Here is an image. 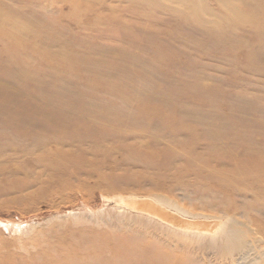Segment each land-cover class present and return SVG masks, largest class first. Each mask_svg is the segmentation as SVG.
Masks as SVG:
<instances>
[{
  "label": "rangeland",
  "instance_id": "1",
  "mask_svg": "<svg viewBox=\"0 0 264 264\" xmlns=\"http://www.w3.org/2000/svg\"><path fill=\"white\" fill-rule=\"evenodd\" d=\"M160 1L0 0V264L226 263L133 195L264 250V0Z\"/></svg>",
  "mask_w": 264,
  "mask_h": 264
},
{
  "label": "bare ground",
  "instance_id": "2",
  "mask_svg": "<svg viewBox=\"0 0 264 264\" xmlns=\"http://www.w3.org/2000/svg\"><path fill=\"white\" fill-rule=\"evenodd\" d=\"M140 1L152 4L156 7L161 5L160 0H140ZM164 1H167V0H164ZM188 2H190V1H188ZM263 6H264V4H263ZM185 11H187V10H185ZM256 16H258V14ZM252 22H254V21H252ZM159 199L157 200V198H156L155 200L158 201L159 203H162L163 205L167 206L168 208L178 212L179 214L186 216V217H189V215H192V216H199V217L202 216V217H210V218L211 217H217V218L219 217L221 219L216 221V219L214 218L215 221L211 225V227H209L206 230H198V229H187V228H183L182 226H177V225L171 224L169 222H166L161 217L152 216L151 214L136 213L135 215L132 214V216L133 217L135 216L140 221H144V220L148 221V224L150 222L154 225L160 226V228L167 231L170 234V236H174L176 238H179L180 240H183L182 241L183 243H181L183 245L187 244L189 240L193 241V242H195V240H196V243H197V242L205 239V242H206L207 241L206 236H210L211 240H215L217 242L219 240V246L220 247H218V246H216V247L219 248L220 256H222L225 259V261H224V262H226L225 264H264V250H262V249L257 250L255 248L254 244L251 243L250 237L247 235V233L249 232L248 230L251 228H249V226H246L243 223L241 224V222H239L235 218V216H226V217H223L222 215L221 216H210V215L206 216L203 214L191 213V212L179 207L176 203H172V202L166 203V202L160 201ZM110 200H111V198H110ZM117 201L120 203L119 199ZM130 205H128V206L130 207ZM121 206H123L122 203H121ZM128 206L124 205L123 207H125V209H127L128 212H131L132 211L130 209L131 207L129 208ZM125 214H127V213H125ZM146 223L147 222H145L144 224H146ZM157 226L155 227L156 228L155 230H158L159 227H157ZM244 226H246L247 229H244L243 228ZM149 227L152 228L153 226H149ZM160 228H159V230H160ZM251 232H252V230H251ZM169 234H166V235H169ZM163 235H164V233H163ZM171 242H172V240H171ZM201 242H203V241H201ZM209 242H210V240L207 243H209ZM175 244H177V243H175ZM211 244H213V242H211ZM183 245H180L179 248L181 249V246L183 247ZM214 246H215V243H214ZM183 248H185V247H183ZM181 250H183V249H181ZM183 251H181V252H183ZM186 252H188V249ZM188 256H189V254H188ZM16 264H30V263H26V262L21 261V262L16 263Z\"/></svg>",
  "mask_w": 264,
  "mask_h": 264
},
{
  "label": "water",
  "instance_id": "3",
  "mask_svg": "<svg viewBox=\"0 0 264 264\" xmlns=\"http://www.w3.org/2000/svg\"><path fill=\"white\" fill-rule=\"evenodd\" d=\"M124 206L130 205V209L135 213L151 214L152 216L161 217L166 222L182 226L187 229L206 230L214 223L210 217L183 216L178 212L159 203L153 197L147 196H126L118 198ZM133 206V207H132Z\"/></svg>",
  "mask_w": 264,
  "mask_h": 264
}]
</instances>
